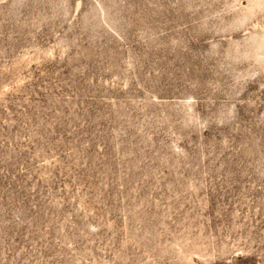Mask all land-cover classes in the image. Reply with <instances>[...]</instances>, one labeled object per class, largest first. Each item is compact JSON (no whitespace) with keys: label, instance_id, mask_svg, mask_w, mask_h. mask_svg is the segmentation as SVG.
<instances>
[{"label":"rangeland","instance_id":"1","mask_svg":"<svg viewBox=\"0 0 264 264\" xmlns=\"http://www.w3.org/2000/svg\"><path fill=\"white\" fill-rule=\"evenodd\" d=\"M0 264H264V0H0Z\"/></svg>","mask_w":264,"mask_h":264}]
</instances>
